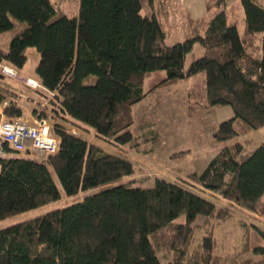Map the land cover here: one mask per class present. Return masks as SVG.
Wrapping results in <instances>:
<instances>
[{"label":"trees","instance_id":"16d2710c","mask_svg":"<svg viewBox=\"0 0 264 264\" xmlns=\"http://www.w3.org/2000/svg\"><path fill=\"white\" fill-rule=\"evenodd\" d=\"M203 3L201 16L184 13L183 39L166 44L167 0H78L76 17L50 0H0V60L19 69L36 49L38 86L25 90L40 97L0 72L1 112L29 114L57 141L54 153L0 157V220L84 193L1 228L0 264H264V134L250 151L245 141L224 144L200 173L156 177L149 187L131 186L132 162L110 150L153 152L159 136L131 128L133 105L201 70L202 102L187 103L186 114L231 110L213 142L264 125V0ZM196 41L203 53L184 68ZM236 210L238 240L222 255L215 230Z\"/></svg>","mask_w":264,"mask_h":264},{"label":"rangeland","instance_id":"374dc122","mask_svg":"<svg viewBox=\"0 0 264 264\" xmlns=\"http://www.w3.org/2000/svg\"><path fill=\"white\" fill-rule=\"evenodd\" d=\"M50 1L56 9L64 12L67 16L76 17L78 0ZM167 3L169 22L172 28L165 37V43L172 44L176 41H181L185 34L184 13H189L194 18L199 17L204 13V3L203 0H167ZM239 30H242L241 24L239 25ZM4 35L8 40L10 33H5ZM202 53L203 48L200 43L194 42L189 52L184 56L183 67L186 68L193 59L201 56ZM38 56L36 49L28 48L26 59L23 61L21 68L18 69L13 64L7 68L1 66V73L11 79H15L19 84V90L26 97L35 99H40L39 95L25 90V79L20 73L32 75ZM204 84L205 74L201 70L173 84L157 89L156 92L148 94L133 105L132 115L134 122L131 128H135L137 132L141 130L145 134L151 131L156 132L159 136V142L153 152L148 154H139L132 151L124 153L110 148V150L125 156L132 162L135 169L133 174L135 180L131 183V186L149 187L153 184L156 177L172 180L175 177H185L191 171L198 174L224 144L234 141H245L246 150L250 151L261 142L264 134V125L224 142L212 141V131L219 122L231 116V110L228 106H221L217 107L212 115H206L199 109L192 108L194 111L188 116L186 114L187 103L194 104L197 107L202 102ZM192 101L194 102L192 103ZM25 111L28 112L27 107H25ZM26 116L28 117V115ZM28 121L31 124H35L30 118ZM72 131L85 136L90 141L101 144L90 133L78 131L74 128H72ZM32 155L33 157L39 156L34 151H32ZM89 192L87 191L86 193ZM82 194L84 193L67 196L61 193L60 198L57 200L7 216L0 220V229L33 218L52 209L64 207L78 201ZM241 214L240 211L236 210L234 213L235 220L220 224L216 228L214 235L218 253L224 255L237 242L240 230L235 221L242 217ZM197 218L199 221L200 217ZM182 220V215L175 219V221ZM243 257L255 258L256 255L247 253Z\"/></svg>","mask_w":264,"mask_h":264},{"label":"built area","instance_id":"2783aa9c","mask_svg":"<svg viewBox=\"0 0 264 264\" xmlns=\"http://www.w3.org/2000/svg\"><path fill=\"white\" fill-rule=\"evenodd\" d=\"M25 85L38 86L31 79H26ZM56 148L57 141L50 135L47 125L42 122L31 124L22 116L7 118L0 107V157L28 149L43 155L54 153Z\"/></svg>","mask_w":264,"mask_h":264},{"label":"crops","instance_id":"0c3cea01","mask_svg":"<svg viewBox=\"0 0 264 264\" xmlns=\"http://www.w3.org/2000/svg\"><path fill=\"white\" fill-rule=\"evenodd\" d=\"M9 61L11 62L12 60L9 59ZM9 61H7V60H5V59L2 60V61L0 60V72H1V66L4 67V68L10 67L11 64L9 63ZM1 63H2V65H1ZM5 64H6V65H5ZM10 69H11V68H10ZM20 75H21L25 80H26V79H31V80H33V82H35V84L38 83L37 80H36L31 74H28V73H27V74L25 75V74L20 73ZM14 83H15V89L18 90V91H20L19 88H18V85H19V84H18V82L15 81V79H14ZM22 83H23V82H22ZM23 84H24V83H23ZM25 86H26V85H25ZM22 117H24L25 119H27V118H28V119H29V118L31 119V116H30L29 114H28V117H27L26 115H25V116L23 115ZM28 119H27V120H28Z\"/></svg>","mask_w":264,"mask_h":264}]
</instances>
